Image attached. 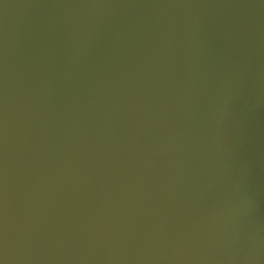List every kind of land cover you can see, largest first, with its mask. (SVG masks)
I'll return each instance as SVG.
<instances>
[{
  "label": "water",
  "instance_id": "95a60500",
  "mask_svg": "<svg viewBox=\"0 0 264 264\" xmlns=\"http://www.w3.org/2000/svg\"><path fill=\"white\" fill-rule=\"evenodd\" d=\"M0 264H264V0H0Z\"/></svg>",
  "mask_w": 264,
  "mask_h": 264
}]
</instances>
